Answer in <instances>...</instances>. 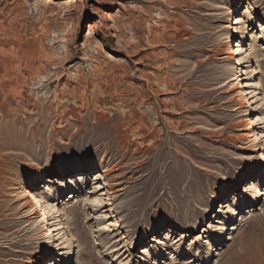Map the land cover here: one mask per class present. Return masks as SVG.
Listing matches in <instances>:
<instances>
[{
	"label": "rangeland",
	"instance_id": "1",
	"mask_svg": "<svg viewBox=\"0 0 264 264\" xmlns=\"http://www.w3.org/2000/svg\"><path fill=\"white\" fill-rule=\"evenodd\" d=\"M0 264H264V0H0Z\"/></svg>",
	"mask_w": 264,
	"mask_h": 264
},
{
	"label": "bare ground",
	"instance_id": "2",
	"mask_svg": "<svg viewBox=\"0 0 264 264\" xmlns=\"http://www.w3.org/2000/svg\"><path fill=\"white\" fill-rule=\"evenodd\" d=\"M150 1V0H149ZM164 1V0H163ZM148 2V1H147ZM156 3L157 2H159V1H155ZM154 2V3H155ZM161 2V1H160ZM167 2V1H166ZM155 3V4H156ZM158 4V3H157ZM153 5V4H152ZM260 5H263V4H260ZM150 8H152L151 6H150ZM234 32H235V34H238V29H234ZM149 42H153V38H151V39H149L148 40ZM138 43H137V46H141V44H142V42L139 40V41H137ZM229 40H226L224 43L227 45V51H226V54H228L227 55V59L228 60H232V59H234V53L235 52H237V51H233V47L229 44ZM224 44V45H225ZM239 63H241V59H238V61L236 62V64H239ZM243 63V62H242ZM246 77V76H245ZM241 80H244V78H241ZM168 85V84H167ZM243 86H237V88H242ZM242 103H243V107H248L249 106V104H250V99H247L246 97H242ZM251 124H252V121L251 120H248V121H246L245 122V126H244V128L245 129H249L250 127H251ZM67 173H69V171L67 172ZM94 175H95V180H104V184H106V186H108L109 185V182L108 181H106V177H108V173H107V171L106 170H103V171H99V172H96V173H94ZM238 179L241 181V178L240 177H238ZM225 183V182H224ZM256 190H257V188L256 187H254ZM260 193H259V191H257V196L259 195ZM45 210L47 211V208H45ZM44 214H45V212H44ZM175 225H177L178 226V224H175ZM175 225H172V226H170L169 228L171 229L169 232H171L172 231V229L175 227ZM59 235V234H58ZM151 239H152V241H156L157 240V238L154 236V235H151V237H150ZM58 240H60V235L58 236ZM58 246H62V243H60V244H58ZM61 248V247H60ZM59 248V249H60ZM39 263H40V261H38Z\"/></svg>",
	"mask_w": 264,
	"mask_h": 264
}]
</instances>
